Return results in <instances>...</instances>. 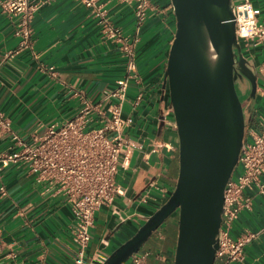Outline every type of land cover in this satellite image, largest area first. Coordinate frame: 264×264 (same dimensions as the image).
Returning a JSON list of instances; mask_svg holds the SVG:
<instances>
[{
    "label": "crops",
    "instance_id": "obj_1",
    "mask_svg": "<svg viewBox=\"0 0 264 264\" xmlns=\"http://www.w3.org/2000/svg\"><path fill=\"white\" fill-rule=\"evenodd\" d=\"M153 1L158 10L139 31L136 73L122 110V118L130 119L123 134L131 153L115 179L124 194L112 207L95 212L84 264H101L133 237L167 201L178 177V136L164 87L175 17L170 0ZM250 2L264 24V0ZM100 3L112 25L128 38L135 36L131 4ZM16 25L17 19L0 6V111L25 143L44 135L50 125L75 117L84 101L105 105L106 93L126 75L118 44L103 30L101 18L77 0H48L34 15L27 48L14 35ZM239 47L237 59L245 61L256 84L250 97V82L236 80L245 105L243 141L250 142L252 132H264V40L240 41ZM12 147L10 137L0 133V154L10 153ZM238 174L235 168L233 179ZM261 183L264 186V174ZM1 187L5 192H0V264H74L73 216L64 196L47 191L24 162L0 165ZM244 196L251 198V209L239 213L231 236L252 232L256 237L244 247V260L234 264H264V199L253 188L245 189ZM167 220L138 250L142 264L173 263L177 220L173 215Z\"/></svg>",
    "mask_w": 264,
    "mask_h": 264
},
{
    "label": "water",
    "instance_id": "obj_2",
    "mask_svg": "<svg viewBox=\"0 0 264 264\" xmlns=\"http://www.w3.org/2000/svg\"><path fill=\"white\" fill-rule=\"evenodd\" d=\"M175 17L164 87L178 136V177L167 201L101 264H127L177 211L172 264H214L223 192L246 126L237 78L255 77L237 59L233 0H170ZM238 70V73L236 72Z\"/></svg>",
    "mask_w": 264,
    "mask_h": 264
},
{
    "label": "built area",
    "instance_id": "obj_3",
    "mask_svg": "<svg viewBox=\"0 0 264 264\" xmlns=\"http://www.w3.org/2000/svg\"><path fill=\"white\" fill-rule=\"evenodd\" d=\"M101 18L103 30L116 42L126 61V75L104 96L103 103L84 101L80 112L61 124L50 125L44 135L25 143L11 130L8 120L0 111V133L7 134L13 142L12 151L0 154L1 167L9 163L24 162L37 179L46 184L47 191L64 196L71 206L73 223L71 239L75 248L74 264H84L91 239L95 212L101 207H112L124 190L116 183L119 167L123 166L131 150L123 130L130 119L122 118L123 104L130 81L136 73V46L139 31L149 14L158 10L153 0H123L133 7L135 36H124L121 29L112 25L101 0H77ZM48 0H0L3 12L17 19L14 35L22 47L31 45V22L34 15ZM236 39L240 41L264 40V24L257 20V12L250 0L233 2ZM52 70V69H51ZM141 99L137 95L134 105ZM97 125V126H95ZM239 174L231 176L223 192L218 248L214 264H234L244 260V247L256 233L244 232L233 238V223L242 210L251 209V198L244 196L245 189H255L264 199V132H252L250 142L241 146L237 166ZM233 174V173H232ZM4 193V188H0ZM142 258L133 257L134 264Z\"/></svg>",
    "mask_w": 264,
    "mask_h": 264
},
{
    "label": "rangeland",
    "instance_id": "obj_4",
    "mask_svg": "<svg viewBox=\"0 0 264 264\" xmlns=\"http://www.w3.org/2000/svg\"><path fill=\"white\" fill-rule=\"evenodd\" d=\"M172 215H173V217H174L176 220H178V218H177V211L174 212ZM167 221H168V220H167ZM167 221H166L162 226H165L166 223H167Z\"/></svg>",
    "mask_w": 264,
    "mask_h": 264
},
{
    "label": "bare ground",
    "instance_id": "obj_5",
    "mask_svg": "<svg viewBox=\"0 0 264 264\" xmlns=\"http://www.w3.org/2000/svg\"><path fill=\"white\" fill-rule=\"evenodd\" d=\"M151 216H152V215H151ZM151 216H150V217H151ZM150 217H149V218H150ZM149 218H148V219H149ZM145 220H146V219H145ZM146 221H147V220H146ZM144 224H145V221H144L143 224L140 226V228H138V231L142 228V226H143ZM138 231H137V232H138ZM137 232H136V233H137Z\"/></svg>",
    "mask_w": 264,
    "mask_h": 264
},
{
    "label": "trees",
    "instance_id": "obj_6",
    "mask_svg": "<svg viewBox=\"0 0 264 264\" xmlns=\"http://www.w3.org/2000/svg\"><path fill=\"white\" fill-rule=\"evenodd\" d=\"M242 106H243V108H244V113H245V105H244V104H242Z\"/></svg>",
    "mask_w": 264,
    "mask_h": 264
},
{
    "label": "flooded vegetation",
    "instance_id": "obj_7",
    "mask_svg": "<svg viewBox=\"0 0 264 264\" xmlns=\"http://www.w3.org/2000/svg\"><path fill=\"white\" fill-rule=\"evenodd\" d=\"M238 73V70L236 71ZM239 74V73H238ZM238 79V78H237Z\"/></svg>",
    "mask_w": 264,
    "mask_h": 264
}]
</instances>
